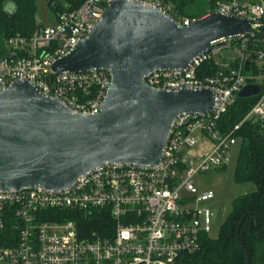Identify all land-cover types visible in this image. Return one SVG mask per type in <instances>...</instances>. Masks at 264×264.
Returning <instances> with one entry per match:
<instances>
[{"label": "built area", "instance_id": "obj_1", "mask_svg": "<svg viewBox=\"0 0 264 264\" xmlns=\"http://www.w3.org/2000/svg\"><path fill=\"white\" fill-rule=\"evenodd\" d=\"M110 1L84 0L74 9L57 13L52 25L38 23L29 36H0V88L25 79L72 110L98 113L111 84L109 71L55 72L51 65L87 36ZM136 1L158 7L182 26L192 20L175 17L162 0ZM212 2L210 12L248 18L250 30L233 41L213 42L186 68L154 70L145 82L170 91L210 89L214 109L178 115L161 161L152 168L105 163L62 191L39 187L0 191V264H178L181 257L199 250L214 216L205 204L215 194L198 188L194 178L227 166L236 144L233 133L248 118L264 119V49L251 52L248 47L252 38L264 40V0ZM230 48L234 56H223ZM204 62L216 68L214 74H197ZM247 83L261 87L256 102L232 130L221 132L219 119ZM202 140L211 143L210 150L195 165H185L184 156ZM65 212L88 216L103 212L112 224L103 230L104 235L88 232L76 222L63 221Z\"/></svg>", "mask_w": 264, "mask_h": 264}, {"label": "water", "instance_id": "obj_2", "mask_svg": "<svg viewBox=\"0 0 264 264\" xmlns=\"http://www.w3.org/2000/svg\"><path fill=\"white\" fill-rule=\"evenodd\" d=\"M249 30L248 18L219 11L182 26L158 7L111 0L87 36L51 65L55 72L109 71L98 113L72 110L25 79L0 88V191H62L105 163L156 166L175 118L210 112L215 99L205 88H151L145 77L186 68L213 42ZM260 89L247 83L237 97L257 96Z\"/></svg>", "mask_w": 264, "mask_h": 264}, {"label": "trees", "instance_id": "obj_3", "mask_svg": "<svg viewBox=\"0 0 264 264\" xmlns=\"http://www.w3.org/2000/svg\"><path fill=\"white\" fill-rule=\"evenodd\" d=\"M84 0H48L47 6L57 13L74 9ZM170 5L175 17L190 19L201 17L213 8L212 0H162ZM35 0H0V36L19 33L29 36L38 27ZM259 36L250 39L251 52L264 49V40ZM202 68V69H201ZM197 74H214L216 68L204 62ZM256 71V67L251 66ZM264 88V84H261ZM258 96L239 98L222 114L218 121L221 132L227 133L250 111ZM240 149L235 167L234 182L237 185L252 184L255 190L236 197L231 204L216 240L202 236L199 250L189 256L181 257L178 264H263L264 247V119L248 118L233 133ZM226 166H223L225 168ZM63 221L76 222L88 232L110 227L112 221L103 212L93 215L65 212ZM1 243V241H0Z\"/></svg>", "mask_w": 264, "mask_h": 264}, {"label": "rangeland", "instance_id": "obj_4", "mask_svg": "<svg viewBox=\"0 0 264 264\" xmlns=\"http://www.w3.org/2000/svg\"><path fill=\"white\" fill-rule=\"evenodd\" d=\"M36 15L38 23L42 26L52 25L55 20L54 13L48 8V0H35ZM222 55L228 58L234 56L233 49L230 48L222 52ZM217 58L222 59L221 56ZM240 149V141L238 140L231 148L228 164L225 168L214 167L209 172L198 174L195 178V185L198 188H206L214 191L215 197L207 202L205 206L213 211L212 228L209 234L211 240H216L220 227L224 223L231 209L232 201L241 195L250 193L255 190L252 184L237 185L234 182L235 167ZM181 196H186L184 192Z\"/></svg>", "mask_w": 264, "mask_h": 264}, {"label": "crops", "instance_id": "obj_5", "mask_svg": "<svg viewBox=\"0 0 264 264\" xmlns=\"http://www.w3.org/2000/svg\"><path fill=\"white\" fill-rule=\"evenodd\" d=\"M254 2L255 0H244ZM211 148V143L207 140H202L194 148L189 150L184 156L185 165H195L204 154H206ZM206 189V188H202ZM263 264H264V247H263Z\"/></svg>", "mask_w": 264, "mask_h": 264}]
</instances>
